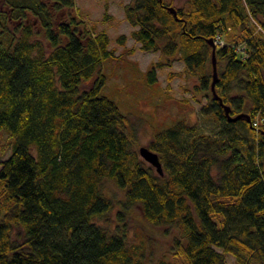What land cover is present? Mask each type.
Returning a JSON list of instances; mask_svg holds the SVG:
<instances>
[{
	"label": "trees",
	"instance_id": "16d2710c",
	"mask_svg": "<svg viewBox=\"0 0 264 264\" xmlns=\"http://www.w3.org/2000/svg\"><path fill=\"white\" fill-rule=\"evenodd\" d=\"M74 5L0 0V129L11 138L0 162V264H171L130 240L125 215L136 205L147 224L178 229L170 253L182 264H231L225 254L264 264V0L125 3L139 48L167 60L178 53L207 96L201 113L217 120L205 131L182 116L153 132L162 174L135 149L128 114L101 91L102 64L115 56L108 33L63 17ZM208 38L214 91L231 116L248 118L229 119L212 93ZM155 64L142 73L150 85ZM104 180L124 191L112 226L96 220L114 203Z\"/></svg>",
	"mask_w": 264,
	"mask_h": 264
},
{
	"label": "rangeland",
	"instance_id": "374dc122",
	"mask_svg": "<svg viewBox=\"0 0 264 264\" xmlns=\"http://www.w3.org/2000/svg\"><path fill=\"white\" fill-rule=\"evenodd\" d=\"M129 0H75L71 9H65L61 14L76 15L83 19L81 24L85 28L92 24L97 29H105L110 37L109 47L114 49L115 56L105 60L102 70L107 75V81L101 91L113 99L119 108L128 114L131 127L135 132V149L148 146L153 132L158 131L174 119L184 116L188 122H198L205 131L216 129L217 120L210 113H201V106L207 96L195 92L193 87L197 83L196 76L183 72V61L178 53L169 56L158 50L147 51L140 49L138 42L131 36L132 25L124 17V5ZM173 5H179L184 0H167ZM61 16V15H59ZM124 33V43L118 42L117 37ZM45 44L47 42L43 40ZM216 43L223 44V38L218 37ZM216 43H214L216 45ZM243 47V44H240ZM157 61L162 62L156 65ZM155 64V81L150 85L142 74L147 67ZM169 73L171 78H169ZM91 80L84 81L81 86L88 87ZM195 92V99L192 93ZM260 121V120H259ZM254 126H258V121ZM11 149V138L8 132L0 129V162ZM1 165V164H0ZM103 189L113 200V207L96 217L100 223L113 225L116 222V211L120 208L119 201L124 200L123 189L111 180H104ZM125 225L131 241L142 240L145 252L149 258L156 260L164 255L171 264H182L178 257L170 253L173 238L178 233L176 228L157 227L147 224L141 215L140 207L133 206L125 215ZM226 261L234 264V258L225 254Z\"/></svg>",
	"mask_w": 264,
	"mask_h": 264
},
{
	"label": "water",
	"instance_id": "95a60500",
	"mask_svg": "<svg viewBox=\"0 0 264 264\" xmlns=\"http://www.w3.org/2000/svg\"><path fill=\"white\" fill-rule=\"evenodd\" d=\"M168 9L174 15H176V10H175V8L173 6H168ZM207 41L211 44V47H212V49H211L212 80H211V83H210L212 93L214 94L215 97L218 98V100L220 101V103L224 107L225 113H226V115H227V117L229 119H236L239 116H245V117L248 118V114L245 113V112H239V113L231 116L229 114L230 106L228 104L223 103L221 98L214 91V85H215V81H216V77H217V73H216V57H215V44H214L212 38H208ZM137 151H138L139 156L142 157L146 162H148L149 164L154 166L155 170L159 174L163 173L162 165H161V162L159 160V157H158V154H157L156 151L150 149L148 146H143V145L140 146Z\"/></svg>",
	"mask_w": 264,
	"mask_h": 264
},
{
	"label": "built area",
	"instance_id": "2783aa9c",
	"mask_svg": "<svg viewBox=\"0 0 264 264\" xmlns=\"http://www.w3.org/2000/svg\"><path fill=\"white\" fill-rule=\"evenodd\" d=\"M257 123V120H254L253 124H256Z\"/></svg>",
	"mask_w": 264,
	"mask_h": 264
}]
</instances>
